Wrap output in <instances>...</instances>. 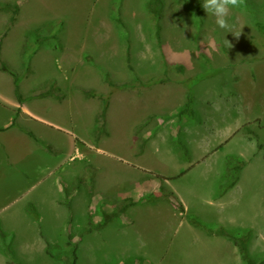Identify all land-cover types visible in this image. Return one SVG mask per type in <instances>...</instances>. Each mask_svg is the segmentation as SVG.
I'll list each match as a JSON object with an SVG mask.
<instances>
[{"label":"rangeland","instance_id":"374dc122","mask_svg":"<svg viewBox=\"0 0 264 264\" xmlns=\"http://www.w3.org/2000/svg\"><path fill=\"white\" fill-rule=\"evenodd\" d=\"M0 1L20 4L9 30L11 13L0 11V40L21 95L43 94L52 81L66 93L61 102L20 104L14 76L0 70V126L33 130L47 155L13 133L1 137L15 166L4 167L0 154V264H68L69 235L75 264H241L228 238L192 226L187 212L212 228H249L250 254L264 256V0L232 9L238 37L216 25L203 0H164L162 48L148 0ZM41 26L60 38L58 48L35 52L28 34ZM77 87L110 94L108 135L95 132L99 98ZM230 155L246 162L255 184L220 197ZM126 200L133 204L120 217L89 229Z\"/></svg>","mask_w":264,"mask_h":264},{"label":"trees","instance_id":"16d2710c","mask_svg":"<svg viewBox=\"0 0 264 264\" xmlns=\"http://www.w3.org/2000/svg\"><path fill=\"white\" fill-rule=\"evenodd\" d=\"M164 5H165L164 0H148L147 3L145 4L146 11L154 20V25H155L154 36H155L157 45L160 48L163 47V42L161 39V34H162V23H161V21H162V16H163ZM199 10H200V8H199ZM0 11L11 13V15L8 19V22H7V26H6V30H9L10 27L12 26V24L17 19V16H18L19 11H20V4L17 2H12V1H0ZM115 21L117 24H120L121 26H123V29L126 31V26H125V23H124L121 15L117 16ZM48 27H50V26L47 25L46 28H48ZM42 28H43L42 26H41V28L40 27L36 28L35 30L31 31L30 34H28V36L32 39V41L34 42V44L36 46L35 52L44 46H49V47H52L53 49L58 48V47H56L55 43L58 44L60 38H58L56 36V34H53V35L41 34ZM128 38H129V35L125 36V39L127 42V55H126L127 60L130 58L129 42H128L129 39ZM60 50H63L62 45H61ZM201 58H202L203 62L210 68L209 71L213 72L214 69L211 67L210 59L208 58V56L204 52L201 53ZM128 68H129V70H133V67L131 65H129ZM0 70L14 76L15 93H16V97H17V102L20 104L24 103V101L27 98H36L39 96L51 97V98L57 100L58 102H61L66 98V93L60 87H58L54 81L47 82L45 93L37 95L36 97L29 96L27 98H24L20 93V87H19V84L17 82L18 77H17L15 71L9 67V65L6 61L2 60V58H1V40H0ZM207 70H208V68L206 69V71ZM202 78H199L198 80H200ZM105 82L109 86L115 85L112 82L109 73L105 74ZM77 89H79L81 91L82 95L85 98H88V99L89 98H95V97L99 98L100 109H99V112H98V114L94 120L95 126H96L95 132H96V135H100V134L108 135V132L105 129V124H106V116H107V110H108V106H109L110 94H108L106 96L98 95L96 93V91L94 89H91V88L77 87ZM151 118H153V115L148 116L146 118V120L141 125H144L146 123V121L150 120ZM14 124L15 123L12 122L8 126L0 127V131H5V130L9 129L10 127H12ZM21 130L24 131L35 142L42 144V142L36 137V135L31 130L25 129V128H21ZM46 148L48 150H50L48 144H47ZM244 165H245V162L242 158H240V156L230 155L228 157L227 167H226V171H225V177H227V179L229 178L230 181L225 185L223 183L220 185V187H219V189H220L219 195L220 196L223 195L225 192H227L229 189H231L236 184V182L239 179L240 172H241ZM160 189L163 193L162 197L164 198V200L166 202H168L170 205H172L173 208H175L178 212H184V206L176 194H174L172 191H170L169 189H167L164 186L163 187L161 186ZM131 204H133V202H127V200H126L121 209L116 210V211H111L109 213H104L103 217L101 218V221L97 225H94L93 227L91 226V228H89V229L93 230V229L103 228L110 221L120 217L121 214H123L125 212V210L128 208V206H130ZM186 215L188 216V221L192 226L203 229L204 231H206V233L209 236H223V237L228 238L234 244V246L237 248L239 255H240V259H241V264H264V256H259V257L255 256L254 257L249 252L248 246H249V242L251 239V230L249 228L238 230L237 232L230 231L229 229H226L222 225H217V226L212 228L206 222L199 219L197 216L188 215V212L186 213ZM71 238H72V236L69 235V238L66 241V243H68V245L71 246V254H70L71 261L68 264H75L77 245L72 244L69 241V239H71Z\"/></svg>","mask_w":264,"mask_h":264},{"label":"crops","instance_id":"0c3cea01","mask_svg":"<svg viewBox=\"0 0 264 264\" xmlns=\"http://www.w3.org/2000/svg\"><path fill=\"white\" fill-rule=\"evenodd\" d=\"M33 114V116H35V118H37V116L34 114V113H32ZM39 119L37 118V123H40V124H42L43 126H46V127H48V128H52V130H57V131H59V130H62V129H60V127L58 126V125H51V123H49V122H46V121H44V122H46V123H43V122H39L38 121ZM12 123V122H11ZM10 122H7V123H5V125H1L0 127H4V126H8V125H10L11 124ZM48 123V124H47ZM51 125V126H50ZM20 126V124H18V122H16L12 127H10L9 129H7V130H5V131H0V154H2V157H3V165H4V167H5V165H7L9 168H12L13 166H15V163L13 162V160H12V157H11V155L9 154V152H8V147H7V145L3 142V140H2V135L3 134H6V133H8V132H10V133H13L14 135H16L17 136V138L18 137H20L21 139H23V140H26V141H29L31 144H33L39 151H41L43 154H44V157H46L45 156V152L37 145V144H35V141L33 140V139H31L24 131H22L21 130V128L22 127H19ZM29 130H31V129H29ZM35 135H36V137L41 141L43 138H40L33 130H31ZM19 138V139H20ZM40 144V143H39ZM245 162V161H244ZM20 170V169H19ZM246 172H247V165H246V162H245V165L243 166V168H242V170H241V172H240V176H239V179H238V181L236 182V184L231 188V189H229L228 191L230 192L235 186H240L242 183H247V184H255V183H253L254 182V178H255V176H251V172H247L248 174L246 175ZM21 173H24V175H25V177L27 178V177H29V174L26 172L25 173V171L23 172V171H21ZM225 192L223 195H221L220 197H222V196H225L227 193H229V192ZM223 226V225H222Z\"/></svg>","mask_w":264,"mask_h":264},{"label":"clouds","instance_id":"9594fccd","mask_svg":"<svg viewBox=\"0 0 264 264\" xmlns=\"http://www.w3.org/2000/svg\"><path fill=\"white\" fill-rule=\"evenodd\" d=\"M242 3L243 0H203L202 8L207 15L215 17V23L220 29L238 37L240 34L234 32L229 17L232 9L240 7ZM225 42L231 46L227 39Z\"/></svg>","mask_w":264,"mask_h":264}]
</instances>
